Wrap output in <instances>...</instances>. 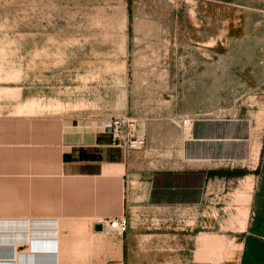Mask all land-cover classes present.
I'll use <instances>...</instances> for the list:
<instances>
[{
	"label": "rangeland",
	"instance_id": "rangeland-1",
	"mask_svg": "<svg viewBox=\"0 0 264 264\" xmlns=\"http://www.w3.org/2000/svg\"><path fill=\"white\" fill-rule=\"evenodd\" d=\"M114 119L146 137L125 149L128 230L104 227L120 261L250 264L264 0H0V216H50L60 144ZM201 152L246 173L154 195L153 173Z\"/></svg>",
	"mask_w": 264,
	"mask_h": 264
},
{
	"label": "crops",
	"instance_id": "crops-1",
	"mask_svg": "<svg viewBox=\"0 0 264 264\" xmlns=\"http://www.w3.org/2000/svg\"><path fill=\"white\" fill-rule=\"evenodd\" d=\"M79 137L60 144L58 181L47 188L50 216H0V264H114L122 259V241L106 235V225L96 230L95 224L104 220L98 216L122 215L128 204L126 151L105 129ZM217 157L207 152L188 155L194 166L161 171L218 168L211 164ZM257 161L250 173L254 180L243 253L250 264H264V138ZM97 254L103 256L97 260Z\"/></svg>",
	"mask_w": 264,
	"mask_h": 264
},
{
	"label": "trees",
	"instance_id": "trees-1",
	"mask_svg": "<svg viewBox=\"0 0 264 264\" xmlns=\"http://www.w3.org/2000/svg\"><path fill=\"white\" fill-rule=\"evenodd\" d=\"M246 173L245 170L239 168H210L201 171H160L156 172L153 177L154 195L163 194L164 190L178 191L182 197V201L186 200V195L200 189L210 177H234ZM171 201V198L170 200Z\"/></svg>",
	"mask_w": 264,
	"mask_h": 264
},
{
	"label": "built area",
	"instance_id": "built-area-1",
	"mask_svg": "<svg viewBox=\"0 0 264 264\" xmlns=\"http://www.w3.org/2000/svg\"><path fill=\"white\" fill-rule=\"evenodd\" d=\"M186 122V121H185ZM133 123L127 127H123V122L119 119H114L106 122V131L110 132L118 143L124 149H139L146 144V137L136 135L133 132ZM108 226L115 230L118 234L122 235L128 230L129 221L125 215H119L114 217H108L105 219ZM104 220L101 221L103 226L105 225ZM114 264H123V261L115 262Z\"/></svg>",
	"mask_w": 264,
	"mask_h": 264
},
{
	"label": "water",
	"instance_id": "water-1",
	"mask_svg": "<svg viewBox=\"0 0 264 264\" xmlns=\"http://www.w3.org/2000/svg\"><path fill=\"white\" fill-rule=\"evenodd\" d=\"M115 142L118 143V140L115 139ZM103 227H104V226H103V224H102L101 222H98V223L95 224V229H96V230H102Z\"/></svg>",
	"mask_w": 264,
	"mask_h": 264
},
{
	"label": "bare ground",
	"instance_id": "bare-ground-1",
	"mask_svg": "<svg viewBox=\"0 0 264 264\" xmlns=\"http://www.w3.org/2000/svg\"><path fill=\"white\" fill-rule=\"evenodd\" d=\"M41 106H42V105H41ZM101 221H103V220H100V222H101ZM104 222H105V219H104ZM105 225H106V222H105ZM105 225H104V226H105Z\"/></svg>",
	"mask_w": 264,
	"mask_h": 264
}]
</instances>
